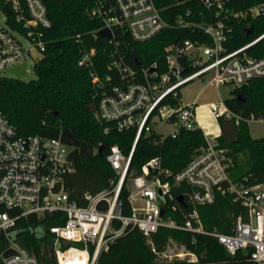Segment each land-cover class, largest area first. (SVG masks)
Instances as JSON below:
<instances>
[{
    "label": "built area",
    "instance_id": "obj_1",
    "mask_svg": "<svg viewBox=\"0 0 264 264\" xmlns=\"http://www.w3.org/2000/svg\"><path fill=\"white\" fill-rule=\"evenodd\" d=\"M194 1L204 7L198 12L197 22L179 17L170 23L162 18L153 0H97L89 10V15L101 22L93 36L99 37L101 29L110 33L109 38L99 37L106 39L110 47L102 75L94 69V48L83 51L77 62L89 75L95 93V115L118 132L134 130L127 156L117 145L107 150L105 159L116 180L110 182L109 193L85 194V206L69 201L63 183L74 171L70 148L60 138L18 135L0 112V264H38L18 243L17 223L33 217L42 229L46 217L61 214L62 224L47 230L55 264H97L99 254L132 229L146 239L159 262L195 264L199 260L196 253L173 238L156 251L151 236L159 229H168L189 234L191 243L197 236L209 237L229 256L248 251L250 264H264V179L255 178L252 183L246 177L231 179L232 159L218 142L221 121L234 125L242 120L247 124L256 120L264 123V117L251 115L245 119L243 112L228 106L226 100L200 105L196 99L183 102L181 98L190 82L216 89L231 86L234 90L264 78V56L254 51L264 42V31L239 47L229 48L236 24L264 17V2L235 9L234 0ZM0 11L3 77L10 74L8 69L26 64L25 59L31 58L33 51L42 55L43 30L51 23L41 0H0ZM192 13L189 9L185 16ZM171 27L189 29L196 38L179 39L163 47L164 72L157 63L136 68L127 64L126 37L145 42ZM187 69L192 71L187 73ZM157 125L168 131L157 133ZM187 131H199L204 145L176 173L162 167L159 158L145 162L138 176L128 177L125 188L130 212L122 214L118 196L140 137L154 133L160 139L175 138ZM174 188L179 189L176 195ZM217 196H229L245 208L243 215L234 218L229 234L205 229L199 216L198 209L214 204ZM101 202L106 203V209L98 208ZM164 209L179 211L181 221L164 216ZM9 250L12 253L5 255Z\"/></svg>",
    "mask_w": 264,
    "mask_h": 264
},
{
    "label": "trees",
    "instance_id": "obj_2",
    "mask_svg": "<svg viewBox=\"0 0 264 264\" xmlns=\"http://www.w3.org/2000/svg\"><path fill=\"white\" fill-rule=\"evenodd\" d=\"M51 23L43 30L45 50L39 60L33 64L34 79L20 81L0 77V112L16 129L20 136L38 135L60 140L70 148V158L74 171L64 179V190L69 201L78 206H85L84 195L109 193L110 182L115 173L105 159L108 148L117 145L127 156L134 138V130L118 132L112 124L97 119L90 110L95 105L94 90L87 70L77 65L83 51L95 49L94 69L102 75L105 72L109 45L104 38H95L94 33L101 27L98 18L89 15L90 8L97 0H41ZM164 20L172 23L179 17L197 22L198 12L204 11L202 4L194 0H153ZM234 8L241 9L264 0H234ZM193 13L186 17L187 10ZM252 28L250 34L246 29ZM264 31V17L245 20L235 26V33L229 42L234 49L252 40ZM194 32L182 28H165L152 39L145 42L130 41L127 37L126 62L128 65L148 66L157 63L160 71H165L163 47L179 39H194ZM257 56H264V42L255 47ZM134 61L139 62L136 65ZM187 73L191 69L186 70ZM234 97L226 103L235 110L243 112L244 118L264 117V78H257L248 84L233 90ZM236 96L242 101L238 102ZM240 99V100H241ZM221 134L218 142L227 149L232 159L229 169L234 180L247 178L264 179V138L253 139L248 132V124L242 120L237 125L232 122H220ZM105 128L108 131L105 132ZM99 145L103 146L101 154L97 153ZM204 145L199 131L182 132L175 138L160 139L156 134L142 135L135 145L131 156L124 185L119 193L121 213L128 215L130 205L127 200L125 184L130 176H138L141 166L152 158H159L162 167L173 173L181 170L191 159L195 151ZM244 160V162H242ZM116 182V180H114ZM174 195L179 189H173ZM101 210L106 203L98 204ZM182 209V208H181ZM182 210H185L184 208ZM205 229L216 230L224 234L231 233L232 222L245 208L233 202L229 196H217L215 203L198 209ZM181 221L180 213L166 212ZM27 222H18L16 232L18 243L38 264H55L52 256L49 226L60 225L63 216L46 217L38 229L33 217ZM168 238L184 243L185 247L197 254L195 264H250L246 257L248 251L240 250L229 256L215 240L206 236H197L191 243L190 235L184 232L159 229L151 236L156 251L162 250ZM97 264H187L182 261L159 262L151 251L146 239L137 229L128 230L124 235L110 243L99 254Z\"/></svg>",
    "mask_w": 264,
    "mask_h": 264
},
{
    "label": "rangeland",
    "instance_id": "obj_3",
    "mask_svg": "<svg viewBox=\"0 0 264 264\" xmlns=\"http://www.w3.org/2000/svg\"><path fill=\"white\" fill-rule=\"evenodd\" d=\"M2 13L0 11V19H2ZM20 41L28 46V43L25 42L23 39H20ZM41 55L37 53L36 51L32 52L31 58H26V74L31 78H35V74L33 71V64L34 61L39 60ZM3 77L7 78H13L12 74H5L2 75ZM233 97V88L231 86L228 87H220L219 89H216L215 87L205 85L204 83H197V82H190L187 84L181 94V98L183 102H191L192 100L196 99L198 104H207L210 102H215L218 100H228ZM154 131L157 133L166 132L168 131V128H165L163 126H155ZM248 132L251 138L253 139H259L264 138V123L261 121H253L248 124ZM244 162V160H242ZM231 179H234V176L230 175Z\"/></svg>",
    "mask_w": 264,
    "mask_h": 264
},
{
    "label": "water",
    "instance_id": "obj_4",
    "mask_svg": "<svg viewBox=\"0 0 264 264\" xmlns=\"http://www.w3.org/2000/svg\"><path fill=\"white\" fill-rule=\"evenodd\" d=\"M6 11H7V13H9L8 10H6ZM245 32H246V34H250L252 32V28L246 29ZM97 35L99 37H104V38H109L110 37V33H109V31L107 29H101V30H99L97 32ZM134 62H135L136 65H139V62H137V61H134ZM25 66H26V64L25 63H22L19 66L13 68V69H8L7 70V73L12 74L16 79H18L20 81H28L31 78L26 74V72H25ZM236 99H237L238 102L242 101V99L240 98V96H236ZM90 110L93 113H95V105L94 104H92L90 106ZM102 151H103V146L102 145H99L98 148H97V153L101 154ZM178 201L181 202V197H178ZM11 253H12V251L9 250V251H7L5 253V255H9Z\"/></svg>",
    "mask_w": 264,
    "mask_h": 264
}]
</instances>
